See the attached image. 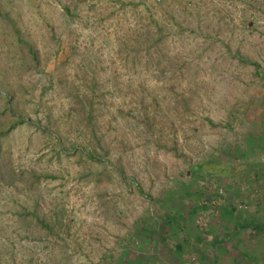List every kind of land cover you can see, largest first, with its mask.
<instances>
[{
	"label": "rangeland",
	"instance_id": "374dc122",
	"mask_svg": "<svg viewBox=\"0 0 264 264\" xmlns=\"http://www.w3.org/2000/svg\"><path fill=\"white\" fill-rule=\"evenodd\" d=\"M256 156L264 0H0V264H260Z\"/></svg>",
	"mask_w": 264,
	"mask_h": 264
},
{
	"label": "crops",
	"instance_id": "0c3cea01",
	"mask_svg": "<svg viewBox=\"0 0 264 264\" xmlns=\"http://www.w3.org/2000/svg\"><path fill=\"white\" fill-rule=\"evenodd\" d=\"M258 154V153H257ZM254 166H256V172H255V176H256V180L257 181H260L261 182V186L264 187V157H254ZM260 186V185H259ZM260 212H262V214L260 215ZM254 213H256L255 215V218H254V230L256 231V239H257V245L254 246V251H256V253L260 252V253H263L260 251L261 249V243L260 241L262 242L264 240V238H259L258 235L261 234L260 231H262L264 233V202L263 203H258L256 209L254 210ZM233 213H229V219L228 221H225L226 223H222V225H220L221 227L224 228V231L227 232L226 235H227V238L226 239V244H232L233 243V240L235 238H233V232H232V229L235 227V225H239V226H244L245 228L250 226L249 222H246V220H236L234 219V215H232ZM232 218L234 219L232 221ZM229 231H231V234L229 233ZM211 234H213V232H211ZM209 235L207 236V238H201V237H197L196 238V242H203L205 245H208L209 247L210 246H214L216 248V244L215 241H220V242H223V240L220 238L218 239L219 237H214V235ZM223 234V232L221 233ZM264 235V234H263ZM224 239L226 238L223 237ZM260 240V241H258ZM232 242V243H231ZM219 243V242H218ZM238 243V242H237ZM260 245V246H258ZM227 248V246H226ZM260 248V249H259ZM252 251V249H250ZM218 252V253H217ZM215 251V249H211V250H208V256L206 257V254H205V258H207L209 260L208 264H221L220 261H218L219 258L221 259H225V260H232L231 257L229 255H227V252L224 253L225 251H221L224 253V256L223 254H221L219 251ZM215 254V255H214ZM217 254V255H216ZM259 255V254H258ZM262 256V263H264V254H260ZM201 258V257H200ZM252 261V264H254V257H249ZM202 259V258H201ZM244 260V263L243 264H249L247 263L248 262V259L247 258H242ZM205 260V259H204ZM256 264H259L258 263V260L256 261Z\"/></svg>",
	"mask_w": 264,
	"mask_h": 264
},
{
	"label": "trees",
	"instance_id": "16d2710c",
	"mask_svg": "<svg viewBox=\"0 0 264 264\" xmlns=\"http://www.w3.org/2000/svg\"><path fill=\"white\" fill-rule=\"evenodd\" d=\"M28 49L31 50V48L29 46H28ZM14 122H16V120L11 121V124L14 123ZM198 168H200V169H202L203 171H206V172H216V173L219 172V173H223V174L229 173V171H228L229 169H227L228 167H226V166H221L218 170H216V169H208V168L202 167L201 165H199ZM225 211L231 213V211H227V210H225ZM158 218H161L160 214L158 215ZM218 242H220V241H215V243H218ZM176 247L178 249H181V243L180 242L176 243Z\"/></svg>",
	"mask_w": 264,
	"mask_h": 264
}]
</instances>
